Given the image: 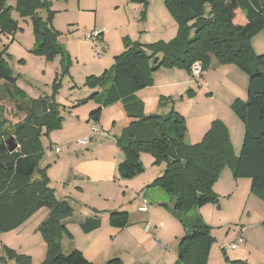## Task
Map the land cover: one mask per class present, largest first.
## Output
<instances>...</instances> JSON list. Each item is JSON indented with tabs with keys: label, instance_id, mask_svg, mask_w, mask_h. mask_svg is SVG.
Masks as SVG:
<instances>
[{
	"label": "trees",
	"instance_id": "obj_1",
	"mask_svg": "<svg viewBox=\"0 0 264 264\" xmlns=\"http://www.w3.org/2000/svg\"><path fill=\"white\" fill-rule=\"evenodd\" d=\"M130 2L144 7L147 4V0ZM164 6L176 23L175 38L168 44L149 45L125 38L124 51L113 58L110 71L86 78L88 88L101 90L89 97L99 103L89 119L98 125L102 108L122 104L131 121L117 140L124 155L117 165L119 178L131 180L143 173L141 152L151 154L156 163L164 161L165 169L154 185L172 198L171 212L186 230L178 242L176 264H208L215 242L210 227L199 214L191 217L187 212L218 204L213 186L221 171L228 168L234 179L250 180V193L264 202V54H256L250 46L252 37L264 34V0H164ZM49 7V0H16L20 16L31 19L35 41L32 53L47 59L62 51L58 33L48 26L53 13H49L47 23L37 16L40 9ZM240 15L245 19L242 26L237 24ZM16 29L7 0H0V34L11 35ZM211 57L219 64L235 66L248 77L246 100L236 99L231 105L244 126L237 157L221 121L211 122L199 143L188 144L182 115L173 109L165 115H144L142 102L135 97L139 90L152 86V76L159 68H179L190 73L191 65L200 61L206 71ZM0 82L15 109L24 114L10 135L17 145L14 151H9L0 129V232L17 229L45 208L48 215L37 229L46 245L41 264H90L76 249L68 254L62 252L63 238H73L64 221L72 217L74 210L68 200L56 199L46 174L49 165L39 166L44 157L42 131L48 133L60 126L62 110L47 96L32 99L18 89L14 91L15 79L1 51ZM108 220L114 228L129 226L125 211L111 212ZM100 224V218L94 215L81 220L79 226L88 234ZM3 251L17 264H31L29 256L8 248ZM106 264L122 262L113 258ZM228 264L248 263L238 260Z\"/></svg>",
	"mask_w": 264,
	"mask_h": 264
},
{
	"label": "rangeland",
	"instance_id": "obj_2",
	"mask_svg": "<svg viewBox=\"0 0 264 264\" xmlns=\"http://www.w3.org/2000/svg\"><path fill=\"white\" fill-rule=\"evenodd\" d=\"M49 1V9H40L37 16L47 23L49 13H53L48 26L58 33L57 43L62 51L50 59L32 53L35 41L31 19L20 16L16 0H7V6L17 29L11 35L0 34V51L15 79L14 91L18 89L32 99L52 98L65 112L58 128L48 133L42 131L44 157L39 165H51L46 174L56 199L71 201L77 209V214L72 216L75 218L66 225L73 238H63L62 252L68 254L76 249L90 264H106L113 258L120 259L122 264H176L178 242L186 230L171 212L172 198L154 185L164 171L165 162L156 163L151 154L141 152L142 174L133 180H122L117 173V165L123 161L117 140L128 124L125 110L122 108V117L118 108H108L101 116V126L97 125L104 133L98 134L89 146L76 144L92 135L94 127L88 114L93 107L91 101L95 100L89 97L99 88H88L86 78L110 71L113 55L119 54L125 38L144 45L168 44L176 36V23L165 9L164 0H147L145 7L130 0ZM97 32L101 33L98 41L106 44L101 56L95 54L98 47L90 39ZM250 46L256 54H264V34L252 37ZM203 87L194 82L190 88L203 94L207 91ZM153 101L159 104L160 97ZM23 118L24 114L15 109L0 82V129L4 138L13 134L15 125ZM54 145L61 147L60 154L51 149ZM238 154L235 151L234 156ZM68 166L82 172V181H79L82 187L71 184L73 175L66 177ZM232 179L231 171L224 168L213 186L218 204L192 209L187 215L199 214L210 227L215 242L208 264L238 260L264 264V211L255 202L264 203L250 193V180L240 179L234 184ZM147 189H151L149 193L156 201L167 207L144 202L142 197ZM117 208L128 213L129 226L124 230L112 228L108 222L110 210ZM90 214L97 215L101 224L85 234L77 218ZM47 215V209H40L17 229L0 232V264H17L14 258L5 256L4 248L29 256L31 264L42 263L46 245L37 229ZM146 222L156 229L155 239L142 231ZM237 235H242L243 243L234 250L227 249Z\"/></svg>",
	"mask_w": 264,
	"mask_h": 264
},
{
	"label": "crops",
	"instance_id": "obj_3",
	"mask_svg": "<svg viewBox=\"0 0 264 264\" xmlns=\"http://www.w3.org/2000/svg\"><path fill=\"white\" fill-rule=\"evenodd\" d=\"M237 24L241 26L245 24V19L243 16L240 15ZM118 51H120L119 54L123 52L124 46L121 48V50ZM119 54H114L113 58ZM152 77V86L139 90L135 94V97L142 102L144 115H165L171 109L175 110L180 115H182L185 120L187 129L186 142L188 144L199 143L204 134L209 129L211 122H213L214 120L221 121L228 129L234 153L235 151H238L239 153L243 141L244 126L242 122L233 114L231 105L236 99L245 101L247 97L248 77L242 71H240L233 65L219 64L215 58L211 57L208 69L206 71L203 70L202 83H208V86L205 87L207 91L203 94L197 93L190 88L191 85L194 84V82L192 81L190 74L184 69L163 68L161 71L158 70L156 73H154ZM209 81L211 82V85ZM199 86L202 87V84ZM97 92L100 93L101 90L99 89L97 90ZM205 95H207L208 97H205ZM156 97H160V103L157 105L153 101V99H155ZM207 101H209L210 103H208ZM91 102L93 107H99V103L97 100ZM93 107L90 108L89 114L92 110H94ZM114 107L120 110V115L123 117V106L120 102L102 108V115L108 108ZM62 115L64 119L65 112H62ZM130 121L131 120L127 118L128 124L130 123ZM98 125L101 126V123L99 122ZM55 147L60 146H52L51 149L54 152ZM61 151L62 150L60 147V151L55 152V154L58 155L61 153ZM122 156L124 159L123 153ZM68 158L66 159V161L68 160ZM81 174V171L73 170L72 166H68V169L66 171V177L69 175H73L75 177L74 181L71 183L75 188L82 187L80 185L81 182H79L82 181L80 176ZM232 180L233 183L236 184L237 180L240 179L233 178ZM150 190L151 189H147L146 191L143 190L144 194L142 200H144V202H148V204L151 206L153 204L162 206L163 204L161 202H158L159 200L156 201V198L150 195ZM260 202L263 201L260 200ZM255 206H258L259 208H261V210L264 211V205H262V203L255 202ZM72 207L74 210L72 216H74L75 214H77V209L73 204ZM117 209L119 211L122 210V208ZM117 209L110 210V212L114 210L118 211ZM91 216L92 214L80 216L81 218H77L78 223H80L81 220ZM71 218H68L64 221L65 225L69 223ZM148 223L149 222L145 223L142 231H144L148 235L150 233L151 238L155 239V232L157 231H155L156 229H153L154 227H151ZM146 225H149L150 230H146Z\"/></svg>",
	"mask_w": 264,
	"mask_h": 264
},
{
	"label": "built area",
	"instance_id": "obj_4",
	"mask_svg": "<svg viewBox=\"0 0 264 264\" xmlns=\"http://www.w3.org/2000/svg\"><path fill=\"white\" fill-rule=\"evenodd\" d=\"M99 34H101V33L100 32L93 33L91 38H90V39H92L93 42H95L97 44L98 49L95 51V54L97 56H101V54L105 51V47H106L105 43L98 41L97 38H98ZM189 74H190L192 81L198 83L199 85L202 84L204 87L208 86V83H202L201 82V79L203 76V69H202V63L200 61H196L191 65ZM92 132H93L92 135L88 136L87 138L78 140L76 142V144L81 145V146H89L91 144V142L96 139L97 135L102 133L103 131H101L97 127V125L94 124V127L92 128ZM54 150H55V152H59L60 147H55ZM141 210H146V207H141ZM146 230H150L149 225H146ZM242 243H243L242 235H237L235 237V240L227 246V249L234 250V249L238 248V246H240Z\"/></svg>",
	"mask_w": 264,
	"mask_h": 264
},
{
	"label": "water",
	"instance_id": "obj_5",
	"mask_svg": "<svg viewBox=\"0 0 264 264\" xmlns=\"http://www.w3.org/2000/svg\"><path fill=\"white\" fill-rule=\"evenodd\" d=\"M6 145L8 146L9 151H14L17 148V145L14 142V137L10 136L6 141Z\"/></svg>",
	"mask_w": 264,
	"mask_h": 264
}]
</instances>
